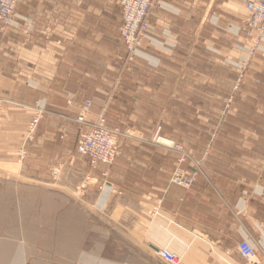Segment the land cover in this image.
<instances>
[{
  "label": "crops",
  "instance_id": "obj_1",
  "mask_svg": "<svg viewBox=\"0 0 264 264\" xmlns=\"http://www.w3.org/2000/svg\"><path fill=\"white\" fill-rule=\"evenodd\" d=\"M157 1L148 37L129 58L120 0H20L0 33V184L33 178L66 193L86 184L90 204L132 216L150 247L182 264H264V44L234 92L249 46L243 3ZM39 100L46 114L18 167ZM82 114L88 123L104 114L122 130L123 155L109 177L117 194L99 190L106 167L91 172L76 153L90 131L76 122ZM158 137L197 156L209 149L207 175L189 190L171 185L176 162ZM56 170L62 177L50 183ZM156 206L163 220L148 225ZM243 241L254 245L255 261L241 255Z\"/></svg>",
  "mask_w": 264,
  "mask_h": 264
},
{
  "label": "rangeland",
  "instance_id": "obj_2",
  "mask_svg": "<svg viewBox=\"0 0 264 264\" xmlns=\"http://www.w3.org/2000/svg\"><path fill=\"white\" fill-rule=\"evenodd\" d=\"M119 30L120 27L118 33ZM240 57L238 84L234 92L239 90L256 58L243 69L245 55ZM252 81L259 85L255 76ZM233 102L231 97L224 105L222 119L233 110ZM36 103L45 108L41 100ZM112 128L118 129L122 135L119 127ZM160 138L155 139L157 144ZM213 138L214 135L211 140ZM169 141L184 147L200 162L204 175H207L209 149L197 156L194 149ZM169 152L176 168L178 155ZM23 162L19 159L18 167H22ZM62 174L63 170L59 171L55 179L51 175L50 183H57ZM32 179L19 177L6 183V186L0 184V264H167L160 256L161 251L156 249L158 252H155L150 247L144 232L134 228L132 216L119 217L111 208L103 212L101 207L90 204L86 184L79 190L66 193L57 185H41ZM150 213L147 214L146 224L163 220L162 212L157 217Z\"/></svg>",
  "mask_w": 264,
  "mask_h": 264
},
{
  "label": "built area",
  "instance_id": "obj_3",
  "mask_svg": "<svg viewBox=\"0 0 264 264\" xmlns=\"http://www.w3.org/2000/svg\"><path fill=\"white\" fill-rule=\"evenodd\" d=\"M239 1L243 3L248 14L243 24L244 36L249 44L243 58V69H246L264 44V0ZM19 3L20 0H0L1 35L5 34L13 25ZM120 4L122 8V23L119 30L120 38L128 57L131 58L137 54L144 40L148 37L151 28L150 16L158 9V1L120 0ZM91 106V101L85 102L86 109H90ZM33 109L35 114L28 124L24 144L19 150L20 161H23L25 158L27 146L33 141L46 114L45 109L39 103H36ZM76 122L82 126L90 127L88 133H82L80 136L76 147L77 155L88 161L91 172L97 171L99 165H104L106 168L100 174L102 182L99 190L103 191L108 188L113 194H117V190L113 188L109 177L111 167L123 155V151L118 145V137L121 135L120 131L108 125L104 114L99 115L94 123H88L82 114L77 118ZM157 142L163 148L178 155L177 167L170 178V184L185 190L191 189L198 179L204 176L200 162L187 153L184 147L174 142L170 141V144ZM58 174L59 170L53 171V178L55 179ZM160 213L161 207L156 206L150 214L157 217L160 216ZM238 248L241 255L247 261H255L256 249L254 245L248 241H243L239 244ZM160 256L167 264H182L181 257L168 251L161 252Z\"/></svg>",
  "mask_w": 264,
  "mask_h": 264
},
{
  "label": "bare ground",
  "instance_id": "obj_4",
  "mask_svg": "<svg viewBox=\"0 0 264 264\" xmlns=\"http://www.w3.org/2000/svg\"><path fill=\"white\" fill-rule=\"evenodd\" d=\"M158 141H159L160 143H162V144H167V143L170 144V141H169V140H166V139H164V138H160Z\"/></svg>",
  "mask_w": 264,
  "mask_h": 264
},
{
  "label": "water",
  "instance_id": "obj_5",
  "mask_svg": "<svg viewBox=\"0 0 264 264\" xmlns=\"http://www.w3.org/2000/svg\"><path fill=\"white\" fill-rule=\"evenodd\" d=\"M152 249H154L153 247H151ZM155 250V252H158L156 249H154Z\"/></svg>",
  "mask_w": 264,
  "mask_h": 264
}]
</instances>
